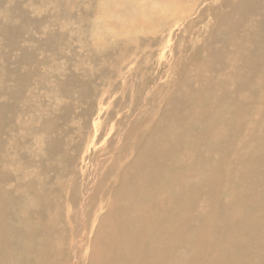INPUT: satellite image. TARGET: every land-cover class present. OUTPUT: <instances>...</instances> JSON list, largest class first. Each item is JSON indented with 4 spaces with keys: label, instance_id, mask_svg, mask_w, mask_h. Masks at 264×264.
<instances>
[{
    "label": "bare ground",
    "instance_id": "6f19581e",
    "mask_svg": "<svg viewBox=\"0 0 264 264\" xmlns=\"http://www.w3.org/2000/svg\"><path fill=\"white\" fill-rule=\"evenodd\" d=\"M82 1L0 0V264H264V0Z\"/></svg>",
    "mask_w": 264,
    "mask_h": 264
},
{
    "label": "rangeland",
    "instance_id": "374dc122",
    "mask_svg": "<svg viewBox=\"0 0 264 264\" xmlns=\"http://www.w3.org/2000/svg\"><path fill=\"white\" fill-rule=\"evenodd\" d=\"M68 2L69 1H71L70 3L72 4L73 2H75V1H79L80 2V4H78V5H76V7H71V8H69V10L71 9L72 10V14H69V15H67V16H64V17H62L61 19H60V21L62 22V20L64 19L66 22H71L73 25H74V27H77V26H81L83 29H84V31H83V33L82 34H80V39L82 40V37H83V41H87L89 44H90V47H91V49L94 47V46H96L97 44H99V43H101V42H103V41H105V37H104V34H94L91 30H90V27H88L89 26V24L92 22V20H91V18L93 19V21H95V20H99V24H102L104 21V26H103V24H102V26L103 27H105V23H106V25H107V23L108 22H110V21H118L119 20V22H121L125 17L123 16V17H120L119 15L120 14H118V15H116L115 14V12H114V10L113 9H117V7H115V8H113V6H103V7H96V6H94V5H91V4H88V2H84V1H82L81 2V0H67ZM91 1H95V0H91ZM113 0H109V2H112ZM171 3H170V2ZM168 1V5H167V7H163L162 5L159 7L158 5L159 4H151V7H153V5L155 6V7H153V9L155 8V10H156V15H157V18L158 17H160V16H162V14L163 15H165V16H168L169 15V17L171 16V15H173V14H175L177 11H176V5H175V3L172 1V0H169ZM182 1H185V0H180V3H181V7L182 8H184L185 9V4H186V2L184 3V2H182ZM191 2V1H190ZM182 3H184V5H182ZM195 3H196V1H195ZM170 4V5H169ZM189 4H191V3H189ZM192 6V8H195L193 5H191ZM162 7H163V9H162ZM74 8H76V9H74ZM91 9V10H90ZM158 9V10H157ZM166 9V10H165ZM184 9H180V11H184ZM70 10V11H71ZM112 10H113V12H114V14L112 13ZM78 11H80V12H78ZM91 11V14H92V16H91V18H90V16H89V12ZM161 14H160V13ZM163 12V13H162ZM71 13V12H70ZM73 13H74V15H73ZM81 13H83V14H81ZM196 13H197V11H196ZM196 13L194 14V15H196ZM104 14V15H103ZM108 14V15H107ZM112 14V15H111ZM77 15V16H76ZM88 15V16H87ZM96 15H100L101 16V19L100 18H98V17H96ZM111 15V16H110ZM76 17V18H74V17ZM113 16H119V17H115V20H114V17ZM78 17V18H77ZM96 17V18H95ZM68 18V19H67ZM70 18V19H69ZM98 18V19H97ZM113 18V19H112ZM117 18H118V20H117ZM121 18V19H120ZM142 18H143V20L144 21H146V17L145 16H142ZM79 19L81 20V22L79 21ZM126 19V18H125ZM163 19V18H162ZM162 19H161V21H162ZM76 23H77V25H76ZM86 24V25H85ZM109 24V23H108ZM180 24V25H179ZM83 25V26H82ZM85 25V26H84ZM168 25H166V24H164V23H161V22H159V28H161V29H165V28H169V27H167ZM196 27L195 28H200V27H197V26H203L202 25V23L201 22H199V24L197 23L196 25H195ZM110 27V26H109ZM158 26H157V20L155 21V27L154 28H157ZM106 28V27H105ZM105 28H102V27H100L99 29H97V30H102L103 32H106V30L108 31V28H106V30H105ZM60 29H62V26H61V24H60V26H56V30H59V33H61V30ZM76 28H74V30H75ZM90 30V31H89ZM181 30H182V23L181 22H179L177 25H175V27L174 26H172L171 28H170V30H169V32H170V35H169V32H163V34L162 35H160V34H158L159 35V37L160 36H163V39H162V44H163V46H160V45H149L147 42V44L146 43H143L142 42V45H141V47L142 48H144V50H142V51H145V50H147V49H151V50H153L154 49V51H156L157 52V54L155 55V58H161L162 59V62H165V63H169L170 62V58L172 57V59L174 58V56H176L177 57V55L178 54H180V55H185V54H187L188 53V51H185L186 50V47H188L189 46V44L187 43V42H185V43H175V37H176V35L177 34H179L180 32H181ZM89 33V34H88ZM93 33V34H92ZM38 34V33H37ZM62 34V33H61ZM88 34V35H87ZM39 35H41V34H38V36ZM83 35V36H82ZM95 35V36H94ZM93 36V37H92ZM144 37V36H143ZM148 38V37H147ZM88 39V40H87ZM101 39V40H100ZM173 39V40H172ZM90 40V41H89ZM166 40H167V42H166ZM172 40V41H171ZM101 41V42H100ZM98 42V43H97ZM171 42V43H170ZM96 44V45H95ZM75 46V49H74V51H73V53H70L66 58H65V60L64 59H55V61L57 62V63H60V64H62L64 67H65V71H67V72H75V73H78V74H81L82 72H85V71H92V68L93 67H95V66H98V64H96V63H94V62H92V61H85L86 59H85V55L87 54V49L89 48V47H86V46H84V47H82V48H79L78 46H77V44H75L74 45ZM149 47V48H148ZM147 48V49H146ZM172 48V49H171ZM184 48V52H183V49ZM79 49H82V50H79ZM169 49H170V51H169ZM78 50L80 51V56L78 57L77 55H78ZM84 50V51H83ZM41 51V52H40ZM40 51L38 50L37 51V53H36V55H37V57H39V58H43V57H45L46 55H47V51H46V46H44L43 48H41L40 49ZM45 53H46V55H45ZM161 53H163V55L161 56L160 54ZM43 54V55H42ZM158 55V57H156ZM171 55V56H170ZM173 55V56H172ZM179 55V56H180ZM41 56V57H40ZM120 57H122V56H120ZM169 60V61H168ZM53 63L52 64H54L55 62L53 61V60H51ZM50 67H48V69H49ZM34 78H36V76L34 77ZM92 84L94 83V82H91ZM82 108L83 109H85L86 107H87V104L86 103H83L82 105ZM105 123L108 125V126H110V127H112L114 130H116V129H119L120 127H121V122H120V114H109V115H107V117H106V119H105ZM72 222H73V220H72ZM65 238H66V240H67V235L65 236Z\"/></svg>",
    "mask_w": 264,
    "mask_h": 264
}]
</instances>
